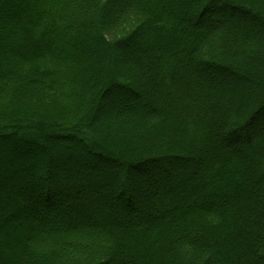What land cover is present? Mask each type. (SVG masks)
<instances>
[{
    "label": "trees",
    "instance_id": "obj_1",
    "mask_svg": "<svg viewBox=\"0 0 264 264\" xmlns=\"http://www.w3.org/2000/svg\"><path fill=\"white\" fill-rule=\"evenodd\" d=\"M187 8L0 0V209L14 219L0 221V264H264V33L222 17L238 12L264 27V0ZM206 14L209 27L190 23ZM208 67L248 75L252 91L224 95L202 76ZM118 91L143 99L98 116ZM39 154L49 167L34 181L27 159ZM187 161L188 174L161 169ZM150 167L174 179L153 192L134 185L154 222H120L112 200L132 209L128 175ZM63 172L75 179L63 178L65 203L47 216L68 221L24 223L56 203Z\"/></svg>",
    "mask_w": 264,
    "mask_h": 264
},
{
    "label": "rangeland",
    "instance_id": "obj_2",
    "mask_svg": "<svg viewBox=\"0 0 264 264\" xmlns=\"http://www.w3.org/2000/svg\"><path fill=\"white\" fill-rule=\"evenodd\" d=\"M170 1L176 2L178 4L187 2V6H188L187 9L189 10L188 12L192 13V10L196 8L197 6L198 0H196V2H193L194 0L193 1L191 0H170ZM250 8L257 11L255 7L254 8L250 7ZM220 15H221V12H220ZM207 16L208 15L206 14L204 17H202V19L198 23L190 19V23L194 25H198L201 29H204V27L207 28L209 27V25H211V23H209L208 20H206ZM222 17L227 19L229 27L231 28L240 26L241 28H244L246 30H250L254 32L261 31L264 33V27L262 26L261 22H259L256 19H253L250 16H244L242 13H238V12L229 13L226 11L222 15ZM143 47L144 46L141 43L134 44V46L130 50V58L132 60L133 58L135 59L137 55L140 53V51H142ZM118 58L119 60L122 58L121 54L118 55ZM201 74L203 77L206 78L207 83H211V85H213L214 87L218 86V87L224 88L223 90L224 95L225 94L228 95L230 92L234 91L236 93H239L245 96V95H248L249 92L252 91L251 83L253 82V80L250 79L248 75L242 74L239 71H236L234 69L230 68L228 72H223V71H219L218 69L208 67L204 71L202 70ZM132 85L133 84L130 83L128 86V89L131 90L133 88V91L134 90L136 91V88L133 87ZM135 93L136 95H134V93H128L126 91H118V92H112V93L110 92L108 95L104 96V98L101 100V103L99 105L98 116L101 114L106 115L107 114L106 112L108 111H110L111 113H113L114 111H118L117 109L125 103L132 104L134 103L136 99L138 100L143 99L142 93L140 92H135ZM225 145H229V147L231 148L232 146L239 147L240 144L239 143L237 144L236 143L235 144L226 143ZM27 160H30L28 161V164L33 169L31 177L29 176L28 178L33 179L34 181H38L41 178L44 171L46 170L48 171L49 164L46 161V157L44 155L42 156L41 154H39V155H36V157L27 159ZM166 165L167 167L165 166V168L163 167L161 169L164 170V169H168L172 167L171 170L174 171V173L177 171H183L184 174L185 173L188 174L187 172H189V169L194 165V161H187L186 163H182V164H174L173 162H167ZM107 166L109 167L110 165H107ZM100 169L102 171H106L107 168L106 169L100 168ZM111 169L114 170V168H111ZM101 170L100 172H102ZM93 171L99 172L98 170H93ZM162 172L158 170V167L157 168L155 167L153 169H151L150 167L147 169V172L144 173V175H142V177L139 176L140 178H138V175L136 173H134L132 176H130L131 174L128 175V178H129L128 188L134 190V193H135V198L132 200L134 207L132 209H126V208L124 209L125 206H124L123 200H119V199L114 200V201L112 200L113 203L111 206V211L115 212L119 216L120 222L122 223L133 222V224H137L136 221L138 220H145V221H148L150 224L154 222L153 218L148 217L146 215L148 213V210L145 207L146 199L145 197L136 196L135 186L140 185V184L148 186L150 184L149 189L150 188L151 189L149 191L153 192V191H156L158 187L166 188L168 183L170 182L174 183V179L170 175L164 176ZM58 176H60V178L57 177L58 181H56V183L52 185L54 188H58L56 203H54V205L51 208L40 209V210L38 209L37 211L41 213L33 212L32 210V215L31 213L29 215L23 214V217H25L26 219L24 223L28 224L29 221L30 223L41 221V222L46 223L47 226H50L59 221L64 222L67 219V217L62 216V214L60 215L58 214L55 216H49V215L47 216V214H54L53 212L58 210L59 206L64 205L65 203L66 196L62 194V191H60L61 188L65 187V184L62 182L63 178L66 177L68 180L75 179V177L67 175L66 172L65 173L63 172L62 174L58 173ZM111 181H112L111 187H110L112 190L111 194L114 195L115 190H118V189L121 190L123 186L121 184L122 182L120 181V177L114 178ZM107 192H109V189L105 191V193ZM5 194H6V189H2V190L0 189V197H4ZM40 201L42 202L43 199H40ZM45 203L46 202H42V204H45ZM6 210H7L6 208L0 209V221L3 222L5 218L8 217V222H13L14 219L12 218V216L9 217L10 214ZM4 254L5 253L3 252V249L1 248L0 256H4Z\"/></svg>",
    "mask_w": 264,
    "mask_h": 264
}]
</instances>
